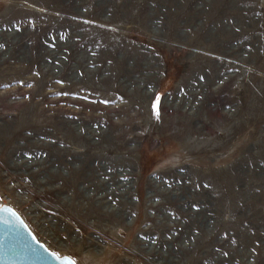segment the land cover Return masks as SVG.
I'll return each mask as SVG.
<instances>
[{"label":"rangeland","instance_id":"obj_1","mask_svg":"<svg viewBox=\"0 0 264 264\" xmlns=\"http://www.w3.org/2000/svg\"><path fill=\"white\" fill-rule=\"evenodd\" d=\"M262 4L0 0V204L78 264H264Z\"/></svg>","mask_w":264,"mask_h":264},{"label":"water","instance_id":"obj_2","mask_svg":"<svg viewBox=\"0 0 264 264\" xmlns=\"http://www.w3.org/2000/svg\"><path fill=\"white\" fill-rule=\"evenodd\" d=\"M5 208L11 212L3 211ZM11 213H15V216ZM33 237L34 234L17 211L8 204H0V264H61V260L51 255L53 251ZM60 257L75 261L68 255ZM75 264L78 263L75 261Z\"/></svg>","mask_w":264,"mask_h":264},{"label":"snow or ice","instance_id":"obj_3","mask_svg":"<svg viewBox=\"0 0 264 264\" xmlns=\"http://www.w3.org/2000/svg\"><path fill=\"white\" fill-rule=\"evenodd\" d=\"M262 7H264V4H262ZM229 22H231V21H229ZM237 31H239V29H237ZM0 47H2V45H0ZM201 79H203V77H201ZM159 94H157V97H156V102H154L153 104H152V109H153V115H155V116H159V112L157 111V103H158V101H159ZM25 155H27V153H25ZM205 187H209V185H205ZM257 191H259V189H257ZM109 199H111V198H109ZM192 208L193 209H197L198 208V206L196 205V204H193L192 205ZM3 211H5V212H11V210L10 209H7V208H5V209H3ZM13 216H15V213H11ZM33 239H35V237H33ZM154 243H155V241H153ZM233 243H235V240H233L232 241ZM40 247L41 248H43V245H40ZM44 251H47V249H44ZM51 255L52 256H54V257H56L57 259H59V260H61V264H75V261H73L72 259H70L69 257H63V258H61L57 253H55V252H53V253H51ZM223 255L226 257V256H228V253L227 252H224L223 253Z\"/></svg>","mask_w":264,"mask_h":264}]
</instances>
